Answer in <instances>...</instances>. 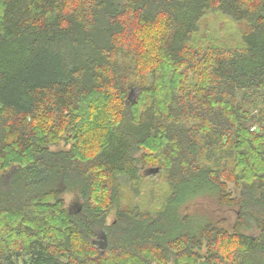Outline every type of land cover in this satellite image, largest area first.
Masks as SVG:
<instances>
[{
  "label": "trees",
  "instance_id": "obj_1",
  "mask_svg": "<svg viewBox=\"0 0 264 264\" xmlns=\"http://www.w3.org/2000/svg\"><path fill=\"white\" fill-rule=\"evenodd\" d=\"M0 264H264V0H0Z\"/></svg>",
  "mask_w": 264,
  "mask_h": 264
},
{
  "label": "rangeland",
  "instance_id": "obj_2",
  "mask_svg": "<svg viewBox=\"0 0 264 264\" xmlns=\"http://www.w3.org/2000/svg\"><path fill=\"white\" fill-rule=\"evenodd\" d=\"M205 21L200 22V27L203 30H206L204 33L210 36V38H215L218 37L220 39H222L224 36V28H225V21L224 19L220 18L219 15L217 14H207ZM245 26L243 24L241 25H235L233 32L230 35V40H232V38H234L237 34V32L239 30H244ZM134 96V94L132 95V97ZM52 149L54 150H62V149H66V147L61 144L57 147H53ZM66 200V205L70 210H74L77 207V201L71 197V196H67L65 198ZM215 209V210H214ZM213 213L214 215H218L219 217H224L227 218L230 222H232L234 220V213L232 211H228V210H218L216 208H213ZM113 219V214L110 215L109 220ZM102 239H98L97 244L99 245V247H101L102 245Z\"/></svg>",
  "mask_w": 264,
  "mask_h": 264
}]
</instances>
